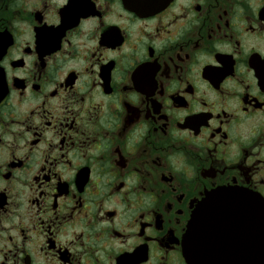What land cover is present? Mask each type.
<instances>
[{
  "label": "flooded vegetation",
  "instance_id": "af4514ba",
  "mask_svg": "<svg viewBox=\"0 0 264 264\" xmlns=\"http://www.w3.org/2000/svg\"><path fill=\"white\" fill-rule=\"evenodd\" d=\"M139 3L0 0V264H188L193 214L197 264L246 237L264 0Z\"/></svg>",
  "mask_w": 264,
  "mask_h": 264
},
{
  "label": "water",
  "instance_id": "95a60500",
  "mask_svg": "<svg viewBox=\"0 0 264 264\" xmlns=\"http://www.w3.org/2000/svg\"><path fill=\"white\" fill-rule=\"evenodd\" d=\"M154 1L155 0H150L148 4H153ZM154 4L156 6L159 3L155 2ZM224 199L233 201L232 205L235 206V209L239 205L237 204V200L242 199V196L236 193L219 192L211 196V202H209V204L211 206L212 203L221 202ZM246 200L247 202L244 203L245 211L243 214H240L249 216V219L246 220L244 224L246 237L243 240L241 238L239 244L234 243L233 256H229L228 259L225 260H217V264H264V202L255 196H249ZM196 232V216L193 214L188 225V231L183 245V255L188 264H197L200 261V259L195 256ZM225 246L228 248L232 247L231 238L225 240ZM201 261L206 262L204 260Z\"/></svg>",
  "mask_w": 264,
  "mask_h": 264
}]
</instances>
